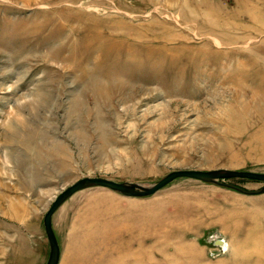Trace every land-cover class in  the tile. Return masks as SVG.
<instances>
[{"label":"rangeland","instance_id":"1","mask_svg":"<svg viewBox=\"0 0 264 264\" xmlns=\"http://www.w3.org/2000/svg\"><path fill=\"white\" fill-rule=\"evenodd\" d=\"M218 168L264 172V0H0V264L46 263L81 177ZM52 226L58 264H264V191L190 177Z\"/></svg>","mask_w":264,"mask_h":264},{"label":"water","instance_id":"2","mask_svg":"<svg viewBox=\"0 0 264 264\" xmlns=\"http://www.w3.org/2000/svg\"><path fill=\"white\" fill-rule=\"evenodd\" d=\"M178 177H190L205 182L215 183L218 185L233 188L245 194H257L264 191V187L250 190L230 182L221 181V179L223 178L231 177H246L264 181V172L227 168L209 170L176 169L169 171L160 179L149 185L129 181H115L109 178L99 176H84L64 188L55 197V199L52 201L50 206L43 214L42 223L49 245L48 258L45 264H58L60 257L59 244L52 228V214L59 207V205L68 197H70L74 192L90 186H103L125 196L142 197L153 194L158 189L162 188L163 186Z\"/></svg>","mask_w":264,"mask_h":264},{"label":"bare ground","instance_id":"3","mask_svg":"<svg viewBox=\"0 0 264 264\" xmlns=\"http://www.w3.org/2000/svg\"><path fill=\"white\" fill-rule=\"evenodd\" d=\"M186 36V35H185ZM54 213V212H53ZM53 215V214H52ZM52 228H53V226H52ZM217 244V246L218 247H220V249L222 250V251H227L228 250V248H229V244H228V242L227 241H225V240H223L222 239V242H220V243H216Z\"/></svg>","mask_w":264,"mask_h":264},{"label":"built area","instance_id":"4","mask_svg":"<svg viewBox=\"0 0 264 264\" xmlns=\"http://www.w3.org/2000/svg\"><path fill=\"white\" fill-rule=\"evenodd\" d=\"M220 242H222V238H220V237L219 238H215V240L213 241V245L215 247H217L218 251H221V253H223L222 250L220 249V247H218L217 244H216V243H220Z\"/></svg>","mask_w":264,"mask_h":264}]
</instances>
